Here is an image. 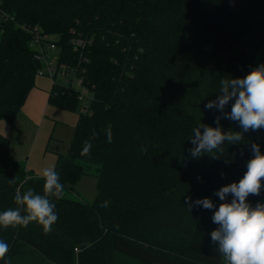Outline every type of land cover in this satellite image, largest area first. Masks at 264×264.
Masks as SVG:
<instances>
[{
	"label": "trees",
	"instance_id": "1",
	"mask_svg": "<svg viewBox=\"0 0 264 264\" xmlns=\"http://www.w3.org/2000/svg\"><path fill=\"white\" fill-rule=\"evenodd\" d=\"M33 28L54 38L60 62L84 79L89 110L79 112L78 93L68 87L50 91V104L79 114L68 151L54 165L64 185L59 198H49L58 220L50 232L35 222L0 227L10 246L0 264H117L116 256L221 264L210 237L215 208L190 212L185 197L223 203L213 193L243 177L252 143L264 154V129L244 133L240 144L225 142L223 153L193 159L188 150L199 123L217 126L221 113L204 105L220 94L221 79L264 64V0H0V120L8 123L40 67ZM220 126L241 131L228 119ZM88 140L90 154L81 156ZM85 176L96 180L91 202L68 196ZM22 184L21 192L43 195L42 176L13 159L0 135V212L17 207ZM247 199H264V187Z\"/></svg>",
	"mask_w": 264,
	"mask_h": 264
},
{
	"label": "clouds",
	"instance_id": "2",
	"mask_svg": "<svg viewBox=\"0 0 264 264\" xmlns=\"http://www.w3.org/2000/svg\"><path fill=\"white\" fill-rule=\"evenodd\" d=\"M220 84V94L216 100L209 101L204 107L216 109L221 115L214 119L215 128L199 123L198 127L192 129L190 140L193 147L188 151L193 159L213 152L223 153L225 142L229 145L240 144L244 141V133L264 129V64L252 68L243 78H223ZM230 102L231 111L226 112ZM221 119L237 123L241 131H223ZM108 140L111 142L110 134ZM91 148L92 141H85L80 155L88 156ZM250 151L252 158L247 161V171L239 182L222 186L213 193L223 202L218 207L210 198L192 201L191 197H185L190 212L194 207L209 211L215 208L211 220L217 227L211 231L210 237L211 242L218 246L216 250L224 264H264V203L258 202L253 206L247 199L250 195L260 196L264 187V154L255 143L251 144ZM42 178L43 195L36 194L31 188L21 192L23 184L16 189L14 204L17 207L0 212V227H27L35 222L45 232L52 230L58 214L49 198H59L64 185L54 167L45 168ZM30 179L32 177H26L24 183ZM229 195L232 198L227 202ZM107 203L105 201L103 206L106 207ZM9 247L6 241L0 239V259L6 258Z\"/></svg>",
	"mask_w": 264,
	"mask_h": 264
},
{
	"label": "rangeland",
	"instance_id": "3",
	"mask_svg": "<svg viewBox=\"0 0 264 264\" xmlns=\"http://www.w3.org/2000/svg\"><path fill=\"white\" fill-rule=\"evenodd\" d=\"M261 45L264 49V42ZM43 77L46 76H36L34 87L37 86L41 89L49 91V89H51L52 87V81ZM56 82L58 84L61 83L59 78L56 79ZM84 102L88 104V97H84V100L80 102V105ZM49 109H51V112L48 113L53 112L54 115L46 116L47 120H45L40 131L38 128L36 129V126L34 127L31 125H25L23 127L24 117L19 116L20 112L13 123H8L4 120H0V135L8 138L11 142L10 156L13 159H16L20 163H24V165L26 166L27 161L31 159V164H33V162L42 160L47 155H50L51 150H53V147H55L56 145L55 137H61L63 139V142L69 137V134L73 131L74 127L76 126L79 117L78 111L64 109L53 104L49 105ZM54 120L57 121V126L56 128L54 126V129L52 128L53 132H51L50 123L53 124ZM60 122L66 124L68 127H71V131L68 133V130L66 128H62V130H59ZM38 132L39 135L37 136ZM13 147L14 152L12 149ZM21 154L24 155L20 157ZM31 172L35 174L33 171ZM95 184V178L85 176L80 179V181L76 184V192L69 193L68 196L72 197L73 199L91 202L96 193ZM115 262L117 264H141L139 261L124 256H116ZM221 264H224V262L222 261Z\"/></svg>",
	"mask_w": 264,
	"mask_h": 264
},
{
	"label": "built area",
	"instance_id": "4",
	"mask_svg": "<svg viewBox=\"0 0 264 264\" xmlns=\"http://www.w3.org/2000/svg\"><path fill=\"white\" fill-rule=\"evenodd\" d=\"M3 17L5 14L1 13ZM33 36V42L30 46L34 51V58L40 63V67L37 69V76H46L52 81L53 86L63 85L68 87L71 91L78 93V101L82 102L84 97L88 96L87 90L83 86L82 77L78 76L76 69L66 62H60L61 54L56 45V40L49 35H40L37 28L31 29ZM75 46H83L82 40L74 41ZM59 78L60 84L56 82ZM89 110L87 103H82L79 107V112L82 114H87Z\"/></svg>",
	"mask_w": 264,
	"mask_h": 264
},
{
	"label": "crops",
	"instance_id": "5",
	"mask_svg": "<svg viewBox=\"0 0 264 264\" xmlns=\"http://www.w3.org/2000/svg\"><path fill=\"white\" fill-rule=\"evenodd\" d=\"M47 78V77H43ZM48 79V78H47ZM52 90L49 89V91L41 89L39 87H33L30 92L28 93V96L23 104V106L20 109V115L24 117L23 121V127L25 125H31V126H36V129L38 128L39 131L41 130L45 120H47L46 116L50 115L53 116L54 113H48L51 112L49 109V96H50V91ZM45 114V116H44ZM17 115V116H18ZM17 118V117H16ZM16 120V119H15ZM53 120V118H52ZM56 120H54V123H50V131L53 132L52 128L54 129V126L56 128ZM62 128H66L68 130V133L71 131V127H68L64 123H59V130H62ZM75 128V127H74ZM73 131L69 134V137L64 140L61 137H55V147H53V150H51L50 155H47L45 158L42 160H39L37 162H33L31 164V159L27 161V169L30 171H33L35 174L42 176V172L45 168L48 167H54L55 162L57 160L58 156L65 155L68 151L72 136H73ZM39 135V132L37 136ZM60 146V147H59ZM10 148H11V142H10ZM14 152V147L12 148ZM33 151V150H32ZM21 154L20 157H22ZM52 156V157H51ZM36 175V176H37Z\"/></svg>",
	"mask_w": 264,
	"mask_h": 264
},
{
	"label": "water",
	"instance_id": "6",
	"mask_svg": "<svg viewBox=\"0 0 264 264\" xmlns=\"http://www.w3.org/2000/svg\"><path fill=\"white\" fill-rule=\"evenodd\" d=\"M258 203V202H257ZM259 203H264V199H262L261 201H259ZM256 204V203H255ZM255 204H252L253 206H255Z\"/></svg>",
	"mask_w": 264,
	"mask_h": 264
}]
</instances>
